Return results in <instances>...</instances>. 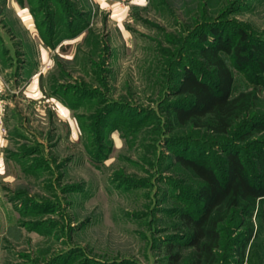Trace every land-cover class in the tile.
<instances>
[{
	"label": "rangeland",
	"instance_id": "rangeland-1",
	"mask_svg": "<svg viewBox=\"0 0 264 264\" xmlns=\"http://www.w3.org/2000/svg\"><path fill=\"white\" fill-rule=\"evenodd\" d=\"M213 27L264 47V0H0V264L194 261L199 179L175 156L220 171L221 146L253 152L169 114L184 65L213 77L196 44ZM223 58L264 107V70ZM241 218L199 264H264V219L249 236Z\"/></svg>",
	"mask_w": 264,
	"mask_h": 264
},
{
	"label": "trees",
	"instance_id": "trees-1",
	"mask_svg": "<svg viewBox=\"0 0 264 264\" xmlns=\"http://www.w3.org/2000/svg\"><path fill=\"white\" fill-rule=\"evenodd\" d=\"M209 29L216 36L213 44L210 45L207 33L199 34L196 44L212 68L213 77L184 65L175 90L183 99L169 107V114L180 123L191 122L216 135L234 131L238 140L253 139L248 144L253 152L250 154L245 147L237 150L221 146L224 156L220 171L201 157L175 156L180 166L199 179L196 189L199 206L193 212L180 214L187 228L186 243L195 249V259L189 264H199L218 247L219 225L233 211L239 212L240 225H245L244 231L249 236L255 227L252 217L264 219V138H252L264 133V107L254 109L253 92L234 93V74L223 58L231 55L240 68L253 61L264 70V47L249 40L243 29L234 31L238 36L235 42L218 34L214 27Z\"/></svg>",
	"mask_w": 264,
	"mask_h": 264
},
{
	"label": "crops",
	"instance_id": "crops-1",
	"mask_svg": "<svg viewBox=\"0 0 264 264\" xmlns=\"http://www.w3.org/2000/svg\"><path fill=\"white\" fill-rule=\"evenodd\" d=\"M40 73H43L42 70H39L38 72L32 73L33 80L30 81V83H31L30 86H31L33 91L40 90L39 89V84H38V80H39L38 76L40 75ZM5 140H6L5 139V135L0 130V147L5 145V142H4Z\"/></svg>",
	"mask_w": 264,
	"mask_h": 264
}]
</instances>
